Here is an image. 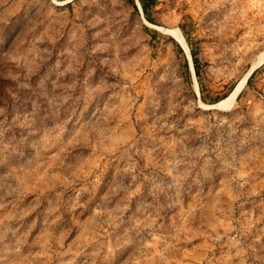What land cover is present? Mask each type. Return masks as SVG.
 Segmentation results:
<instances>
[{
    "label": "rangeland",
    "instance_id": "rangeland-1",
    "mask_svg": "<svg viewBox=\"0 0 264 264\" xmlns=\"http://www.w3.org/2000/svg\"><path fill=\"white\" fill-rule=\"evenodd\" d=\"M154 2L0 0V264H264V0Z\"/></svg>",
    "mask_w": 264,
    "mask_h": 264
},
{
    "label": "trees",
    "instance_id": "trees-1",
    "mask_svg": "<svg viewBox=\"0 0 264 264\" xmlns=\"http://www.w3.org/2000/svg\"><path fill=\"white\" fill-rule=\"evenodd\" d=\"M139 3H140V6H141V9L143 11V13L145 14L146 16V20L152 24V20L150 18H148V10L150 8H152V6L154 5V0H139ZM146 31L148 32V34L151 36V38H153L157 32H154V31H151L149 28H146ZM181 31L183 33V36L185 38V41L187 43V46L190 48V54H191V59H192V65H193V69H194V73H195V76L197 77V80H198V84H199V87L201 89L202 85H201V82H200V77H201V64L199 62V59L197 57V53L195 52V50L192 48V42L191 40L189 39L188 37V34L187 32L181 28ZM255 72L252 73V75L249 77L248 81H247V84L250 83L251 79L253 78ZM229 94V93H228ZM227 94V95H228ZM227 95H224L223 97H221L219 100H216V99H213V100H210L207 102V100L204 98L203 94H202V101L204 103H207V104H215L217 102H219L220 100L224 99L227 97Z\"/></svg>",
    "mask_w": 264,
    "mask_h": 264
},
{
    "label": "bare ground",
    "instance_id": "bare-ground-1",
    "mask_svg": "<svg viewBox=\"0 0 264 264\" xmlns=\"http://www.w3.org/2000/svg\"><path fill=\"white\" fill-rule=\"evenodd\" d=\"M172 35L174 36V38H175L178 42L181 43V45H182L184 48H186V46H185V44H184V41H183L181 35L179 34V32H175V31H173V32H172ZM263 58H264V57H263ZM245 82H246V80L244 79L241 83H238L237 87L235 88L234 92H232V94L230 95V97H229L226 101H223V102L219 103L218 105L214 106V108L217 107V108H219V109H225L226 104H228V106H229V104H231V103L233 102L234 97L236 96L237 92H238V91L244 86Z\"/></svg>",
    "mask_w": 264,
    "mask_h": 264
},
{
    "label": "water",
    "instance_id": "water-1",
    "mask_svg": "<svg viewBox=\"0 0 264 264\" xmlns=\"http://www.w3.org/2000/svg\"><path fill=\"white\" fill-rule=\"evenodd\" d=\"M181 34V33H180ZM182 36V35H181ZM184 43H185V45L187 46V44H186V42H185V40H184ZM182 48V47H181ZM183 49V48H182ZM184 50V49H183ZM256 69V68H255ZM255 69H253L251 72H250V74H249V76H248V78H247V81H248V79H249V77L252 75V73L254 72V70ZM247 81H246V83H247ZM216 104V103H215ZM215 104H213V105H208V108L209 109H215V108H213V107H211V106H214Z\"/></svg>",
    "mask_w": 264,
    "mask_h": 264
}]
</instances>
